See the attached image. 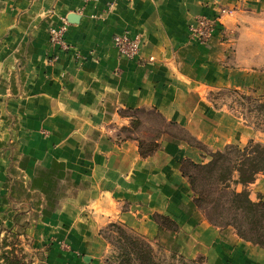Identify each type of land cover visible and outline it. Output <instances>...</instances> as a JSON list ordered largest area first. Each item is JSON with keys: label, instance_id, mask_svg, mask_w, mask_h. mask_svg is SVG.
Instances as JSON below:
<instances>
[{"label": "crops", "instance_id": "0c3cea01", "mask_svg": "<svg viewBox=\"0 0 264 264\" xmlns=\"http://www.w3.org/2000/svg\"><path fill=\"white\" fill-rule=\"evenodd\" d=\"M261 9L264 0H0V237L11 232L40 253L29 216L91 261L101 249L94 235L114 222L205 264H264V248L205 220L181 172L183 161L207 162L228 144L260 143L209 103L198 79L228 56L221 40L241 14ZM225 10L224 30L208 44L192 38L197 18ZM63 22L66 50L49 38ZM122 33L142 38L134 60L113 46ZM137 109L176 124L209 154L165 134L142 157L136 137L122 134L131 121L122 112ZM243 189L264 200V172Z\"/></svg>", "mask_w": 264, "mask_h": 264}, {"label": "rangeland", "instance_id": "374dc122", "mask_svg": "<svg viewBox=\"0 0 264 264\" xmlns=\"http://www.w3.org/2000/svg\"><path fill=\"white\" fill-rule=\"evenodd\" d=\"M222 42H227L229 45L228 56L223 61L210 63V77L203 69L198 79V82L207 87L204 97L213 107L223 108L238 118L239 122L250 128L246 136L252 137L256 142L264 145V110H259V107L264 104L262 99L264 97V9L241 14L240 19L228 29L226 36L221 40ZM122 113L131 117L129 127L123 128L122 134L127 138L132 135L136 137L140 155L141 153L154 152L159 146L158 138L165 134L184 141L198 151L209 154L208 149L202 143L191 138L184 129L173 123L166 124L153 112L137 109ZM229 145L237 146L240 149L246 146L238 143L227 146ZM225 148L226 146L220 151L224 152ZM230 158L232 161L235 160L234 155ZM210 160L211 158H208L207 162ZM182 163V169L193 182V201L197 194H201L210 202L205 205L204 209L194 202L205 220L208 221L207 217L212 216L213 212L220 213L230 220L229 218L234 214V210H228L231 206V195L235 191L238 192L239 188V185L231 182L237 178V173L231 175L230 163H219L218 168L212 172L194 168L186 161ZM32 209L31 204L27 205L25 213L31 212ZM243 216L241 211L236 213L238 220L243 219ZM27 220L29 221L25 223L29 224V228H31L28 236L33 241L34 247L40 251V253L35 252L26 243H21V248L30 264H141L124 240L127 237L125 234L129 233L126 232L125 227L114 222L104 225L94 235V238L100 240L101 249L97 254H91L93 260L89 261L88 258L83 259L84 253L73 248L67 236L46 235L36 227L38 220L29 216ZM155 220L160 227L175 229V224L170 219L156 216ZM241 222L243 231L249 237L255 238L259 234L257 231L264 236V220L256 223L257 225L249 220H241ZM252 228L257 230L256 233L252 231ZM221 229H228L238 236L234 227ZM141 237L144 238V236ZM144 239L152 247L153 256L158 263L169 261L171 254L180 255L178 252L162 246L160 242ZM50 250H54L52 254H54L55 260L52 262H50ZM188 260L205 262L203 256Z\"/></svg>", "mask_w": 264, "mask_h": 264}, {"label": "trees", "instance_id": "16d2710c", "mask_svg": "<svg viewBox=\"0 0 264 264\" xmlns=\"http://www.w3.org/2000/svg\"><path fill=\"white\" fill-rule=\"evenodd\" d=\"M264 100V97L262 98ZM259 110H264V104L259 107ZM153 152L141 153L142 157H148ZM234 155L235 160L232 161L230 156ZM240 157V158H237ZM211 160L209 162H204L201 164H195L191 161L189 162L194 168L206 169L207 172H212L218 168L219 163H230L231 175L237 173V178L231 180V182L236 185H241L246 187L251 184L255 178L264 172V145L261 143L250 142L243 149L238 148L234 145L226 146L225 151H218L210 155ZM183 166V163H182ZM182 175L187 179L190 188L192 190L193 182L190 181L191 177L182 169ZM233 179V178H232ZM193 192V190H192ZM230 200V208L228 210H234L230 220H228L224 215L213 212V215L207 217L210 224L218 228L234 227L238 237L253 245L260 248H264V236L260 234L257 230L255 238L249 237L245 231L242 229L240 223L241 220L253 221L255 224L264 220V200H259L258 202H251L248 199V194L245 189L240 192H233ZM197 206L205 208L210 202L202 197L201 194H197L194 200ZM241 211L243 213V219L238 220L236 213ZM252 224V223H251ZM256 224V225H257ZM126 229L129 234L124 238L126 244L131 247L133 255L138 259L141 264H205L204 261L188 260L180 255L171 254L169 261L164 263L156 262L155 256H153V249L150 244L141 236L134 233L133 231ZM253 232L256 233L254 228ZM22 242L19 237L11 232L6 231L2 237H0V264H30L27 262V257L21 248ZM12 247V248H10Z\"/></svg>", "mask_w": 264, "mask_h": 264}, {"label": "built area", "instance_id": "2783aa9c", "mask_svg": "<svg viewBox=\"0 0 264 264\" xmlns=\"http://www.w3.org/2000/svg\"><path fill=\"white\" fill-rule=\"evenodd\" d=\"M222 15H229V11H222L219 16L213 18H197L195 20V25L190 27L192 38L201 45L208 44L213 38L216 28L224 30L223 25L219 24ZM66 28L67 24L63 22V25L59 28L49 30L50 42L54 47L64 50L68 49V46L64 42ZM112 43L119 56L128 60H134L139 55L142 38L141 36L130 37L127 33H122L115 35L112 39Z\"/></svg>", "mask_w": 264, "mask_h": 264}, {"label": "water", "instance_id": "95a60500", "mask_svg": "<svg viewBox=\"0 0 264 264\" xmlns=\"http://www.w3.org/2000/svg\"><path fill=\"white\" fill-rule=\"evenodd\" d=\"M70 18H71V19H75V16H74V14H73L72 16H70Z\"/></svg>", "mask_w": 264, "mask_h": 264}]
</instances>
